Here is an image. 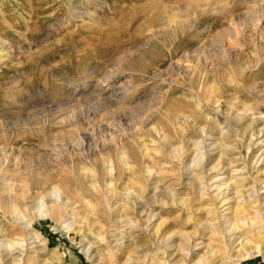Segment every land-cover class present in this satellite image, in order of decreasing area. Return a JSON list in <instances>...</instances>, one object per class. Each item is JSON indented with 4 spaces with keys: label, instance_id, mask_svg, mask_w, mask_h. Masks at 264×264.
<instances>
[{
    "label": "rangeland",
    "instance_id": "obj_1",
    "mask_svg": "<svg viewBox=\"0 0 264 264\" xmlns=\"http://www.w3.org/2000/svg\"><path fill=\"white\" fill-rule=\"evenodd\" d=\"M1 40L0 264L116 263L113 220L131 264H264L214 207L264 169V0H0Z\"/></svg>",
    "mask_w": 264,
    "mask_h": 264
},
{
    "label": "bare ground",
    "instance_id": "obj_2",
    "mask_svg": "<svg viewBox=\"0 0 264 264\" xmlns=\"http://www.w3.org/2000/svg\"><path fill=\"white\" fill-rule=\"evenodd\" d=\"M158 3V2H157ZM162 6V5H161ZM155 20V19H154ZM154 22V21H153ZM2 41V40H1ZM3 41L0 42V45L3 46ZM1 51H3V49H1ZM124 89V88H123ZM120 91V90H119ZM116 95V94H115ZM114 96V95H113ZM264 159H262L259 163L261 164V162H263ZM253 163V162H252ZM259 166V165H258ZM255 169V168H254ZM262 169V168H261ZM257 169L256 170V174H253V182H255L254 185L248 187V188H239L240 190H237L236 187L235 189H233V186H231L230 184L225 185V187L220 188L217 193L214 195V207L216 208L217 211H219L218 213L221 212V216L219 218V220H217V223L219 222L220 224V228H219V234L223 237V239L226 242V245L229 247V249H235V251L237 252L236 254V258L237 260H241L243 257H245L246 255L249 254H254L257 253L260 254L264 251V249L262 248L261 244L260 246H252L250 243V236H244L242 234V232L244 230H246L249 234L251 232V234L256 237L257 239H262V235L264 234V178L262 177V175L264 174V169ZM246 170V169H245ZM251 175V174H250ZM245 177V176H244ZM3 178V177H2ZM4 179V178H3ZM0 182H3L2 180ZM239 182V181H238ZM243 182V181H242ZM6 183V181H5ZM65 184V183H64ZM225 184V183H224ZM248 184V183H247ZM250 184V183H249ZM241 186V185H240ZM220 187V186H219ZM218 187V188H219ZM2 188V187H1ZM94 188V187H93ZM7 189V188H6ZM217 190V189H215ZM72 191V189H71ZM40 192V191H39ZM43 192V191H42ZM47 192V191H46ZM43 194V193H42ZM41 194V195H42ZM47 195H49L52 199H54L58 204L60 202H62L63 200V192L61 191V189L59 188H51L47 193ZM46 195V196H47ZM71 195V193H70ZM27 196V195H26ZM32 196V195H31ZM20 197V196H19ZM28 197V196H27ZM42 198L40 200H42L44 198V195L41 196ZM26 198V197H25ZM36 198V197H35ZM46 200V197H45ZM66 200V199H65ZM33 201V199L31 200ZM35 203L38 201L34 200ZM67 202V201H66ZM86 202V201H85ZM31 203V202H30ZM39 203V202H38ZM64 203V202H63ZM62 203V204H63ZM57 204V205H58ZM69 204V202L67 203ZM18 205V204H17ZM64 205V204H63ZM4 206V205H2ZM16 206V205H15ZM40 206V204H39ZM44 206V205H43ZM46 206V204H45ZM52 206V204H51ZM102 206V205H101ZM17 207V206H16ZM42 207V206H41ZM138 207V206H137ZM6 208V206H5ZM70 208V207H69ZM4 209V208H3ZM2 209V210H3ZM52 209V208H51ZM72 209V208H71ZM89 209V208H88ZM91 209V208H90ZM98 209V208H97ZM200 209V208H199ZM15 210V209H14ZM41 210V215H42V209ZM51 211V210H50ZM66 211V209L64 210ZM71 211V210H70ZM90 211V210H89ZM105 211V210H104ZM197 211V210H196ZM13 212V211H12ZM45 212V211H44ZM69 212V211H67ZM73 212V211H72ZM93 212V211H92ZM91 212V213H92ZM16 213V211H15ZM48 213V212H46ZM56 213V212H55ZM59 213V212H57ZM61 213V212H60ZM87 213H89L87 211ZM86 213V215H87ZM90 213V214H91ZM96 213V212H95ZM17 214V213H16ZM144 214V211L142 212L141 215ZM14 215V214H13ZM49 215V213L47 214ZM69 215V214H68ZM74 215V214H73ZM17 216V215H16ZM45 216V215H43ZM50 216V215H49ZM105 216V215H104ZM111 216V215H110ZM217 216V215H216ZM19 217V215H18ZM65 217V216H64ZM106 217V216H105ZM155 215L150 214L148 218L145 219V221L151 223V221L154 219ZM96 218V217H95ZM218 218V216H217ZM17 219V218H16ZM67 219V218H66ZM111 219V218H110ZM113 219V218H112ZM130 219V218H129ZM127 221V224L129 226H131V228L135 229L134 227H136V225L129 220ZM90 220V219H89ZM101 220V219H100ZM124 220V219H123ZM26 221V220H25ZM109 221V220H108ZM121 221V220H120ZM125 221V220H124ZM100 222V221H99ZM165 220L161 219L157 225V227H154L155 230L153 231V237L156 243H158V245H167L170 244L169 242L172 241V235L168 236L167 238H164L161 236V230L164 226ZM209 222V221H208ZM70 223V222H69ZM93 223V224H92ZM91 224L92 225H97L98 222L94 220L93 217V222ZM126 223V222H124ZM204 223L206 224L207 222L204 221ZM75 224V223H74ZM123 224V222H122ZM121 224V227H122ZM69 226V224H67ZM72 225V224H71ZM70 225V226H71ZM91 225V226H92ZM109 225H111L109 229V231H105V227L102 225L99 229H98V233L100 234H105V240L107 243V246L109 247V249L113 250L116 253V257L120 258V260H117L116 263L114 262L113 264H131L134 262V260L131 258V256H129L127 253H124V250L126 247L128 248L129 244H130V239H128L125 235L121 234L120 230H119V223L116 220L110 221ZM69 226V227H70ZM72 227V226H71ZM217 227V226H216ZM73 229V228H72ZM92 229V228H91ZM97 230V229H95ZM107 230V229H106ZM133 230V231H134ZM82 231V230H81ZM31 232V231H30ZM32 233V232H31ZM96 233V232H95ZM151 233V232H150ZM130 235V233H129ZM128 235V236H129ZM175 235V234H174ZM132 236V235H131ZM135 237V235H134ZM29 238V237H28ZM27 238V239H28ZM32 238V237H31ZM30 238V239H31ZM152 238V237H151ZM12 239V238H11ZM10 239V241H11ZM33 239V238H32ZM99 239V238H98ZM134 240V238H132ZM131 239V240H132ZM4 240V238H3ZM18 240V239H17ZM85 240V239H84ZM256 240V239H255ZM263 240V239H262ZM6 241V240H5ZM253 241V240H252ZM259 241V240H258ZM12 242V241H11ZM29 242V241H28ZM134 242V241H133ZM193 242V241H192ZM255 242V241H254ZM261 242V241H260ZM6 243V242H5ZM9 243V242H8ZM13 243V242H12ZM16 243V242H15ZM14 243V244H15ZM18 243V241H17ZM30 243V242H29ZM34 243V241H33ZM262 243V242H261ZM1 244V243H0ZM13 244V245H14ZM22 244V243H20ZM27 244V243H26ZM197 244V243H195ZM12 245V246H13ZM16 245V244H15ZM36 245V244H35ZM106 245V244H105ZM4 246V245H3ZM7 246V243H6ZM5 246V247H6ZM10 246V247H12ZM17 246V245H16ZM32 246V245H31ZM168 246V245H167ZM8 247V246H7ZM14 247V246H13ZM22 247V246H21ZM21 247L19 249H21ZM33 247V246H32ZM90 247V246H89ZM158 247V246H157ZM164 247V246H163ZM177 247V246H176ZM126 248V250H127ZM139 248V247H138ZM170 248V247H169ZM9 249V248H8ZM26 249V248H25ZM30 249V248H29ZM89 249V248H88ZM131 249V248H130ZM133 249V248H132ZM141 249V248H140ZM164 249V248H163ZM166 249V248H165ZM168 249V248H167ZM173 249V248H172ZM3 250V247L2 249ZM5 250V249H4ZM16 250V249H15ZM107 250V249H106ZM9 252V250H6V252ZM11 251V250H10ZM25 251V250H24ZM29 251V250H28ZM99 251V250H98ZM112 251V252H113ZM138 251V249H137ZM160 251V250H159ZM179 251V250H178ZM30 252V251H29ZM34 252V251H32ZM100 252V251H99ZM98 252V253H99ZM102 252V251H101ZM234 252V250H233ZM235 252V253H236ZM1 253V251H0ZM3 254L5 252H2ZM25 253V252H24ZM93 253V252H92ZM130 253V252H129ZM144 253V252H143ZM11 254V253H10ZM9 254V255H10ZM18 254V253H17ZM21 254V253H19ZM29 254V253H28ZM27 254V255H28ZM35 254V253H34ZM33 254V255H34ZM136 254V253H135ZM168 254V253H167ZM172 254V253H171ZM179 254V253H178ZM2 255V254H1ZM89 255V254H88ZM114 255V254H113ZM148 255V254H147ZM18 256V255H17ZM102 256V255H101ZM137 256V255H136ZM165 256V255H164ZM233 256V255H232ZM10 257V256H9ZM16 257V255H15ZM31 257V255L29 254V258ZM37 257V256H36ZM36 257L34 259H36ZM94 257V256H93ZM133 257V256H132ZM154 257V256H153ZM171 257V256H170ZM169 257V258H170ZM173 257V256H172ZM179 257V256H178ZM177 257V258H178ZM181 257V256H180ZM7 258V257H6ZM5 258V259H6ZM14 258V257H13ZM17 258V257H16ZM23 258V257H22ZM104 258V257H103ZM155 258V257H154ZM164 258V257H163ZM162 258V259H163ZM168 258V257H167ZM8 259V258H7ZM32 259V260H34ZM94 259V258H93ZM98 259V258H97ZM109 259V258H108ZM117 259V258H116ZM143 259V258H142ZM4 260V259H3ZM18 260V259H17ZM31 260V259H30ZM47 260V259H46ZM107 260V259H106ZM151 260V259H150ZM149 260V261H150ZM155 259H153L154 261ZM2 261V260H1ZM174 261V260H173ZM9 262V261H8ZM23 262V260L21 261ZM31 262V261H30ZM2 263V262H1ZM18 263V262H17ZM143 263V262H142ZM10 264V263H9ZM22 264V263H21ZM25 264V263H24ZM30 264V263H29ZM47 264V263H46ZM95 264V263H94ZM149 264V263H148Z\"/></svg>",
    "mask_w": 264,
    "mask_h": 264
}]
</instances>
